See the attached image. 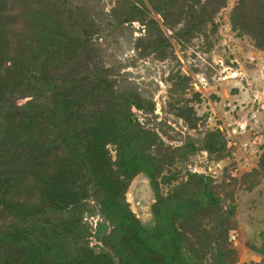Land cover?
<instances>
[{
    "label": "trees",
    "instance_id": "trees-1",
    "mask_svg": "<svg viewBox=\"0 0 264 264\" xmlns=\"http://www.w3.org/2000/svg\"><path fill=\"white\" fill-rule=\"evenodd\" d=\"M26 1L45 5V0H0V264H206L209 250L219 252L229 221L208 177L194 173L164 195L159 177L171 152H181L159 153L161 137L133 112L144 109L135 94L103 103L114 83L104 73H91L90 63L96 62L81 55L83 38H57L58 14L49 21L34 9L33 44L15 46L13 19ZM149 1L167 17V5ZM145 15L149 29L158 28ZM231 20L264 49V0H240ZM158 29L161 34L151 41L156 50L170 43ZM61 56L80 67L61 74ZM21 97L32 98L19 106ZM215 136L208 135L205 150L224 149L215 146ZM138 173L148 175L156 192L151 227L126 197ZM89 198L111 225L100 250L89 242L84 218ZM260 253L262 261L251 264H264V248Z\"/></svg>",
    "mask_w": 264,
    "mask_h": 264
},
{
    "label": "rangeland",
    "instance_id": "rangeland-1",
    "mask_svg": "<svg viewBox=\"0 0 264 264\" xmlns=\"http://www.w3.org/2000/svg\"><path fill=\"white\" fill-rule=\"evenodd\" d=\"M160 1L168 7L169 23L149 0H45L44 7L26 1L15 9L13 40L18 38L16 46L35 39L34 9L49 21L58 14L57 38H83L81 55L96 62L90 63L91 73H104L114 83L113 93L103 103L113 101L114 95L135 94L144 109L134 107L133 112L161 137L159 153L181 152H171L174 157L159 177L162 193L168 194L198 173L208 177L220 195L229 215L228 232L219 252L209 250L204 263L262 261L264 49L244 27H233L231 17L240 0ZM145 14L156 20L163 38L170 42L159 50L151 41L161 33L158 28L149 29ZM65 58L59 57L61 74L80 67L67 64ZM31 98L21 97L16 103L23 106ZM212 132L219 135L215 146L225 145L222 151L204 149ZM193 145L199 149L188 148ZM108 147L116 160L115 145ZM163 176L169 177V183ZM126 197L145 226L155 225L156 192L148 175L133 176ZM88 203L91 208L84 218L92 234L89 242L100 250L111 225L95 200L89 198Z\"/></svg>",
    "mask_w": 264,
    "mask_h": 264
}]
</instances>
